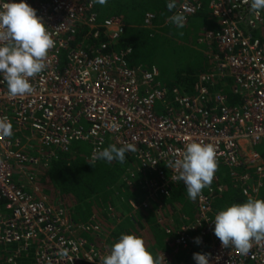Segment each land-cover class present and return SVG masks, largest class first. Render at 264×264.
<instances>
[{
	"label": "built area",
	"instance_id": "2783aa9c",
	"mask_svg": "<svg viewBox=\"0 0 264 264\" xmlns=\"http://www.w3.org/2000/svg\"><path fill=\"white\" fill-rule=\"evenodd\" d=\"M25 2L43 19L55 47L48 51L47 67L29 78L32 94L12 98L7 85L0 83V118L11 122L13 132L0 137V246L15 245L4 264H15L31 247L34 264H102L108 252L105 229L73 221L34 183L37 168L58 152H67L74 140L91 145V162L107 138L119 146L135 144L136 151L129 153L136 169L125 182L132 185L137 175H155L144 181L145 199L134 205L136 210L146 208L149 198L166 194L170 182L179 181L169 162L192 140L215 146L217 165L227 168L245 199L264 194L259 150L264 144V40L253 34L264 24L263 9L259 14L251 11L246 0L209 1V17L220 28L206 31L200 41L215 44L216 51H208L213 67L186 95L161 86L155 68L131 69L123 53L105 52L104 43L85 47L89 36L116 41L126 26L116 16L98 22L91 0ZM200 9L199 0H175V10L185 17ZM151 18L147 13V26ZM81 27L86 34L74 43ZM226 78L233 80L234 93L241 94L235 106L227 103L225 94L210 92V86ZM222 191L216 169L212 183L197 198L196 218L175 231L173 244L196 246L198 253L210 254L209 264H264V240L253 241L244 254L223 247L213 234L218 211L211 200ZM80 232L95 233L98 245L80 238ZM61 249L67 254L61 255ZM191 264H196L194 259Z\"/></svg>",
	"mask_w": 264,
	"mask_h": 264
},
{
	"label": "trees",
	"instance_id": "16d2710c",
	"mask_svg": "<svg viewBox=\"0 0 264 264\" xmlns=\"http://www.w3.org/2000/svg\"><path fill=\"white\" fill-rule=\"evenodd\" d=\"M210 0H199L201 9L192 16L185 17L184 26L177 28L169 21L175 8L169 11L167 4L172 0H108L106 5L94 4L93 11L97 21L116 16L126 23L123 33L113 42L105 37L86 39L85 47L106 45L105 52L123 53L127 66L133 70H152L158 68L157 81L168 89L176 88L182 94L194 91L198 77L212 70L213 60L208 51L213 53V42L200 41L206 31L217 32L219 23L209 17ZM152 18L147 26L146 14ZM264 18V9H263ZM85 28L78 29L74 43L82 41ZM254 36L264 40V24L253 32ZM165 35L187 40H178L175 44L187 46L168 48ZM189 37V38H188ZM193 37V39L191 38ZM170 56L166 60L167 56ZM210 92H220L227 96V103L235 106L241 102V94L234 93V83L226 78L210 86ZM79 141V142H78ZM81 140H74L67 152H58L57 156L36 170L34 183L47 196L50 202L58 203L67 215L77 223H96L107 232L106 244L109 247L118 240L120 234L141 237L146 249L158 258L160 264L167 260L176 264H191L193 253H198L196 246L184 249L173 244L175 231L183 225L191 224L197 216V200L188 198L186 186L180 181L170 182L166 194L149 198L147 207L134 209L145 199L144 181L155 178L153 173L137 175L132 185L125 182L130 171L135 170L133 156L125 153L124 163L104 160L89 161V151ZM109 138L104 148L112 145ZM116 145V144H115ZM120 147L119 145H116ZM102 149V150H103ZM261 154L264 158V144ZM217 175L223 185V191L212 198L215 211L222 210L233 203L247 201L230 178L224 166H217ZM159 181V180H158ZM160 185L165 181H159ZM258 199H264V194ZM79 237L98 245L93 232H80ZM15 245L0 246V264L12 252ZM34 247L21 254L15 264H34Z\"/></svg>",
	"mask_w": 264,
	"mask_h": 264
},
{
	"label": "clouds",
	"instance_id": "9594fccd",
	"mask_svg": "<svg viewBox=\"0 0 264 264\" xmlns=\"http://www.w3.org/2000/svg\"><path fill=\"white\" fill-rule=\"evenodd\" d=\"M93 4L106 5L108 0H91ZM250 10L259 14L264 9V0H246ZM169 11L175 8V0L167 4ZM169 21L177 28L185 22L183 13L175 12ZM48 27L36 10L25 0H0V83L7 85L10 97L32 94L34 88L29 78L41 73L46 67L48 51L55 47V41ZM116 127L115 124L112 125ZM12 124L7 118H0V137H11ZM135 152L134 143H124L117 147L109 145L98 150L93 159L105 162L124 163L126 152ZM215 146L211 143L192 140L185 145L179 157L169 162L175 170L176 180L186 186L188 198L197 200L202 190L207 188L217 169ZM213 234L223 247H234L241 253H248L252 242L264 240V200L248 198L244 203H233L219 210L214 216ZM199 244L200 238H194ZM61 255H66L64 249ZM210 254L193 253L196 264H209ZM102 264H160L145 247L141 237L120 234L101 258Z\"/></svg>",
	"mask_w": 264,
	"mask_h": 264
},
{
	"label": "rangeland",
	"instance_id": "374dc122",
	"mask_svg": "<svg viewBox=\"0 0 264 264\" xmlns=\"http://www.w3.org/2000/svg\"><path fill=\"white\" fill-rule=\"evenodd\" d=\"M165 38L167 39V41H168V43H169V45L170 46H168V48H170V47H174V48H177V47H179V46H187V45H185L184 43H181V45H176L175 43L178 41V40H180L181 42H187L188 41V39L187 40H184V39H180V38H177V37H172V36H167V35H165ZM189 38V37H188ZM192 39H193V37H191ZM170 58V56L168 55L167 56V58H166V60H168ZM155 68V67H154ZM155 69H157L158 70V68H155ZM158 73H159V70H158ZM159 75V74H158ZM157 106H159V105H156V107ZM79 142V141H78ZM83 145H81L82 147L85 145V144H87L85 141H80ZM87 146L88 147H84V148H86V150L87 151H89V149H90V147H89V145L87 144ZM262 146V145H261ZM261 146H260V149H261Z\"/></svg>",
	"mask_w": 264,
	"mask_h": 264
}]
</instances>
